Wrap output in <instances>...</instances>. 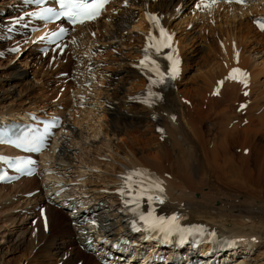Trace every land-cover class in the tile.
Masks as SVG:
<instances>
[{"label":"bare ground","instance_id":"bare-ground-1","mask_svg":"<svg viewBox=\"0 0 264 264\" xmlns=\"http://www.w3.org/2000/svg\"><path fill=\"white\" fill-rule=\"evenodd\" d=\"M254 1L247 5H211L196 0H114L101 17L76 26L67 49L60 54L48 52V59L38 51L37 37L11 39L13 45L22 46V51L16 60H8L5 67H0V114L15 115L28 109L50 111L61 105L65 133L76 137L91 129L94 137L100 135L104 142L98 154L88 158L86 154L98 149L91 146L95 139L81 143L71 152L72 141L62 136L57 150L53 147L45 153L48 169L66 174L69 179H80L88 186L90 198L66 201L60 195L54 198L57 206H53L46 202L53 194L49 181H55L52 177L40 181L36 177L23 178L0 186V203L12 204H5L8 209H1L0 213L16 224L15 233L10 230L7 234L6 244L0 242V264H21L23 258L28 259L26 264H99L77 244L83 229L98 230L105 244L117 242L122 236L134 237L136 256L141 241L132 235L129 225L133 218L123 214L125 209L119 199L127 174L139 170L157 177L163 189L146 196V206H157L164 216L178 214L198 223L209 234L217 233L234 241L238 255H242L236 262L237 255L231 252L228 264H264V249L254 257L250 254L264 244V142L255 143V134H251V129L259 132L264 127V109L252 114L258 125L251 129H240L236 118L228 115V107L217 109L213 125L205 130L201 124L210 114L205 112V103H200L195 92L197 97L187 106L184 101L190 96L185 100L181 93L190 81V75L186 77L190 64L201 52H219L223 60L219 69L223 73L214 71L220 76L216 75L211 86L208 81L212 67H206L199 94L209 86V91L219 98L227 89L244 91L238 80L228 78L232 67L249 72V89L260 85L264 54L253 55L244 46L253 44V37L264 36L251 23L264 12V0ZM0 5H6L0 7V21L9 25L8 18L17 15L21 6L19 0H0ZM157 24L172 36L182 57L181 74L167 90H158L159 97L148 101V92L156 87L142 75L140 62L148 35ZM5 40V36L0 38L2 55L11 47ZM87 68H91L89 73ZM65 71L67 76H60ZM88 80L86 88L83 83ZM181 85L183 91L179 90ZM58 88L63 92L54 97L56 102L46 101V93L52 95ZM233 97L232 101L237 99ZM86 119V126L81 129L78 124ZM149 131L156 140L161 138L154 151L148 149L150 138L138 137ZM231 145L234 150L230 152ZM243 146H248L247 154L236 157V149ZM70 172L77 174L74 177ZM34 191L31 197L27 196ZM106 247L110 249L111 245ZM18 252L22 253L21 258L15 256ZM52 256L59 259L49 263Z\"/></svg>","mask_w":264,"mask_h":264},{"label":"rangeland","instance_id":"rangeland-1","mask_svg":"<svg viewBox=\"0 0 264 264\" xmlns=\"http://www.w3.org/2000/svg\"><path fill=\"white\" fill-rule=\"evenodd\" d=\"M2 6H5L6 7V5H2ZM1 5H0V7H2ZM263 7V6H262ZM264 8V7H263ZM253 30H254V28H253ZM255 31V30H254ZM210 35V34H209ZM261 37V38H260ZM211 38V40H212V42H214V44H216L215 42V39L213 38V37H210ZM253 38H255L256 40H255V42H253V44H251V45H248V43H245L244 44V46H246V48L248 49V50H252L251 51V53L253 54V55H256V56H258V55H262V54H264V36H256V37H253ZM259 39H260V41H259ZM8 41V42H7ZM5 42H7V46H12L13 44H12V41L10 40H5ZM4 42V43H5ZM247 42V41H246ZM258 42V43H257ZM196 44V43H195ZM218 49V48H217ZM22 51V46H21V49H19V50H17L16 51V53H11L10 52V50H6L5 52H4V54H3V56H0V65H2V66H0L1 68L2 67H5V65L7 64V62H8V60H10L11 62H13L14 60H16V58L17 57H15V56H17V55H19L18 53H20ZM258 51H260L261 52V54L260 53H257ZM211 54V55H210ZM247 54V52H245V55ZM258 54V55H257ZM206 56V57H205ZM256 56H254V57H256ZM43 57V56H42ZM212 57V58H211ZM215 59H214V58ZM46 59H48V57H45ZM206 58V59H205ZM204 59V60H203ZM217 59V60H216ZM9 61V62H10ZM8 62V63H9ZM210 62H211V64H210ZM221 62H223V60L220 58V53L219 52H217L216 54L215 53H211V52H208V55H206L205 54V52H201L200 54H198V55H196L195 56V60L194 61H192V63L190 64V65H192V67L188 70V72L186 73V77H188L189 75L190 76H192V77H190L189 76V79H188V84L187 85H185V88H184V86L183 85H181V86H179V90L180 91H183L182 90V88H184V89H186V91L188 92H181L184 96H183V98H185V100H186V98H188L189 96V98L186 100V101H184V103L187 105V106H191L190 105V103H192L193 101H194V99H195V97H197V95L195 94V92L198 94V97L197 98H199V96H200V103H205L204 104V107L206 108V110H208V111H205L206 113H210V114H208V116H207V119L204 121V122H202V127H203V129H207L209 126H212L213 125V117L215 116V114H214V111L215 110H217V109H224V107H228V115L230 116V117H234V118H236V121H238V123L240 124L239 126H240V129H246V128H250V127H255V126H257L258 124H257V120H255V119H253V113H255V115L257 114V113H259L258 111H260V109L261 110H263L264 109V75L263 76H261V77H259V82H260V85H257V86H255L254 88H251V89H249V87H247V89L243 92L241 89H237V91H236V93L234 92L235 90H233V89H230V90H228L227 89V91H225L224 92V96H222V97H220L219 98V96L218 95H215V94H213L211 91H209L210 89H211V87L209 88V87H207V89H205V90H203V91H201V94H199V91L200 90H198V88L200 89V84L202 83L201 82V80L203 81V78H202V74H203V72L205 73L206 71H207V69L211 66L212 67V70H210V74H211V76L209 75V78H210V80L208 81V84H210L211 86L213 85V83H214V79H215V77H217V76H220L219 74H216V73H223V72H221V69H219V68H222V65H221ZM220 63V64H219ZM206 67H208V68H206ZM223 68H224V66H223ZM202 69V70H201ZM225 69V68H224ZM218 72H217V71ZM214 71H216V73H215V75H214ZM223 71V70H222ZM30 72H32V70H30ZM36 73L38 74V72L36 71ZM40 75H41V72L39 73ZM217 75V76H216ZM38 77H40L39 75H38ZM198 77V78H197ZM185 79H187V78H185ZM198 79V80H197ZM214 80V81H213ZM207 81V80H206ZM53 85V84H52ZM42 91H46V89L45 88H43V87H41L40 88ZM45 89V90H44ZM57 91H55L54 90V92H53V94L52 95H48V93H46V95H45V93H44V95L47 97V100H46V98H45V100L46 101H51V102H56V98H54L57 94H59L60 92H63V91H61V89H56ZM208 91V93H207V91ZM249 90H250V93H249ZM204 91H205V93H204ZM211 92V93H210ZM260 92V93H259ZM186 93V94H185ZM231 94V96L233 97V96H235V98H237V99H235V100H233L232 101V97H230V94ZM190 94V95H189ZM95 95H96V93H94V97L93 98H95ZM186 95V96H185ZM191 95H193V96H191ZM195 96V97H194ZM192 97V98H191ZM230 98V99H229ZM234 98V97H233ZM261 98V99H260ZM190 99V100H189ZM192 99V100H191ZM212 99H214V100H212ZM212 100V101H211ZM245 101L246 102V107L244 108V109H241V110H239V108H237L236 106H238L239 105V103H240V101ZM235 101V102H234ZM212 102H213V105H212ZM94 104L96 103L95 102V99H94V102H93ZM210 103V104H209ZM134 105V104H133ZM207 105V106H206ZM212 105V106H211ZM251 105H253V108L251 107ZM210 106V107H209ZM257 106H259L258 107V109L256 110V111H251V110H253L254 109V107L256 108ZM230 107V108H229ZM208 108V109H207ZM86 109V112H88V108H84V110ZM93 109V108H92ZM214 109V110H213ZM205 110V109H204ZM220 111V110H219ZM247 111V112H246ZM204 112V111H203ZM204 112V113H205ZM232 115H231V114ZM253 114V115H252ZM251 115H252V117H251ZM78 118V117H77ZM212 118V119H211ZM211 119V120H210ZM249 119V120H248ZM251 119V120H250ZM86 121H87V119L85 120V121H82V122H79V124H78V126L81 128V127H84V125L86 126ZM204 123V124H203ZM211 123H212V125H211ZM264 126V125H263ZM82 129V128H81ZM240 129H237L236 131H240ZM251 129V128H250ZM263 129V130H262ZM262 129H260L259 130V132H257V131H253L252 129H251V134H255V136L252 138V140L255 142V143H257V144H260V143H262V142H264V127L262 128ZM91 129H85V130H83L82 131V133H81V135L82 136H76V137H74V136H72V135H70V133H65V138L67 139L66 141H72V142H69V144H71V145H69V147H70V151L72 152V150H73V148H79V147H81V143H83V142H86V143H89V141H94V140H92V139H95V143L94 144H91V146H92V149H93V147H97L98 149H93V150H95V152H91V153H88V154H86V156H88V158L90 157H92L94 154H98V152L103 148V145L101 144L102 142H104V140H102V138H100V135L99 136H95L94 137V132L93 131H90ZM261 131V132H260ZM92 133V134H91ZM88 134V135H87ZM152 134V135H151ZM84 135V136H83ZM87 136V138H86V136ZM90 135V136H89ZM137 135H139V134H137ZM154 136V137H153ZM210 136H211V134H210ZM214 135L212 134V136L211 137H213ZM84 137H85V139H84ZM138 137H142V138H144V139H149L150 138V140L151 141H148L149 143H148V149H149V151H154V148L153 147H157V141L158 140H160L161 138H157V140H156V138H155V135H153V132H151V131H149V132H147V133H145V134H140ZM81 138V139H80ZM153 138V139H152ZM72 139V140H71ZM87 139V140H86ZM99 139H101V142H100V140ZM79 140V141H78ZM82 140V141H81ZM84 140V141H83ZM81 141V142H80ZM156 141V142H155ZM100 142V143H99ZM154 142V143H153ZM101 144V145H99V144ZM101 147V148H100ZM100 148V149H99ZM248 146H243V147H238L237 149H236V152H237V154H236V157H238V158H241L242 157V154H247V152H248ZM234 150V147H233V145H231L230 146V148H229V151L231 152V151H233ZM83 151H85V150H83ZM78 154H79V157H82V155L83 154H80L79 153V151H76ZM251 153V152H250ZM85 155H84V159H88L87 157H86ZM236 157H234L235 159H236ZM262 157H264V153L262 154ZM110 161V160H109ZM77 162H80V160L78 161L77 160ZM74 170V169H73ZM76 170V169H75ZM70 173H72L73 175H76V173L77 172H70ZM75 173V174H74ZM264 178V177H263ZM262 182V184H263V186H264V181H261ZM264 191V190H263ZM4 203H0V211H1V209H6L7 208V205L5 206V204H8V206H11L12 204H10V203H8V202H6L4 205H3ZM10 204V205H9ZM2 206H4V207H2ZM2 207V208H1ZM8 209V208H7ZM13 213L14 214H16V209H13ZM2 214V215H1ZM2 216V217H1ZM4 217V218H3ZM6 215L5 214H3V213H0V242L2 243V244H6L5 243V239H6V237H7V234L8 233H10L9 231L11 230V232L12 233H15V231H16V228H14L15 226H16V224H13V223H11L9 220H7L6 218ZM2 218V219H1ZM31 218V217H30ZM32 219H30V221H31ZM7 221V222H6ZM9 221V222H8ZM32 223L34 224V223H36V222H33L32 221ZM11 224V225H10ZM13 230V231H12ZM5 234V235H4ZM14 236V235H13ZM264 249V244H259V246L257 247V250H255V252H251L250 254H251V256H256V255H259V254H261V250H263ZM4 250H5V248H4ZM8 250H10V249H8ZM244 252V251H243ZM242 252V253H243ZM21 252H18V253H16V254H18V255H15V254H12V255H15L16 257H20L21 258V255H22V253L20 254ZM241 255L242 254H239V255H237V257H236V261H237V258H240L241 257ZM56 259H59V257H53L52 256V258H50V259H48L49 260V263H51V262H54ZM239 260V259H238ZM28 261V259H25V258H23V260L21 261V264H26V262Z\"/></svg>","mask_w":264,"mask_h":264},{"label":"snow or ice","instance_id":"snow-or-ice-1","mask_svg":"<svg viewBox=\"0 0 264 264\" xmlns=\"http://www.w3.org/2000/svg\"><path fill=\"white\" fill-rule=\"evenodd\" d=\"M36 2L39 3L41 2V0H36ZM108 2L109 0H91V2H88V0H59V5L61 9L59 12H56L52 8H48L46 11L49 14H54L56 18H59L60 16H65L74 24L84 23L86 20L96 19L100 15L102 9ZM238 2L243 3L244 0H238ZM257 24L261 30H264V22L257 21ZM61 31H64V30L62 29ZM160 33L164 39L149 45L150 47L154 48L156 52H160L162 47H171V44L169 43V41L171 40V36L168 35L163 28H160ZM150 39H155V38L150 36ZM148 59H149L148 57H145V59L142 60L140 63L142 65L147 66L146 61ZM168 59L173 61L172 75L175 76L177 74L176 65L179 63V61L174 60L171 55L168 57ZM152 63L155 64V61H152ZM157 70H158V66H157ZM236 74H239V75L237 76ZM246 76L247 74L244 73L242 70L233 69L232 73L229 74L228 78L233 79V80L239 78L243 80V82L246 83V79H245ZM220 83L222 84L223 81H221ZM35 150L39 151L38 148H36ZM16 167L19 169V165H16ZM135 175H142V173L137 172L135 173ZM132 178L133 176L129 175L127 179L130 181L132 180ZM0 179H4V177L0 176ZM141 183L143 184V181H141ZM160 190L163 191V189H160ZM146 191L147 189L142 188L140 192L137 194L138 197L141 195H144ZM149 199H152V197H149ZM162 202L163 201H161V203ZM149 215L151 216V214ZM141 219H147V218L142 216ZM159 219L161 223L164 221L163 217ZM175 219H176L175 217H172L171 221L174 222ZM157 226H159V224ZM161 230H164V229L161 228Z\"/></svg>","mask_w":264,"mask_h":264}]
</instances>
